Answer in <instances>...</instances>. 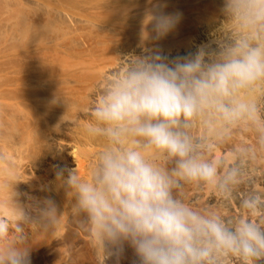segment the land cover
<instances>
[{
	"label": "rangeland",
	"instance_id": "1",
	"mask_svg": "<svg viewBox=\"0 0 264 264\" xmlns=\"http://www.w3.org/2000/svg\"><path fill=\"white\" fill-rule=\"evenodd\" d=\"M223 4L224 0H0V177L5 168L15 170L13 176L8 172L12 179L8 174L0 179V218L12 227L21 215L28 218L24 236L30 264H60L65 250L69 264H98L99 252L81 226L83 217L72 215L75 199L63 182L74 169L87 177L105 148L103 140L87 132L92 109L108 81L137 57L159 55L175 61L201 48L212 55L246 34L240 21L223 11ZM160 13L177 19L163 37H157L150 19ZM235 99L255 105L257 98L248 88ZM258 122L256 112L231 124L208 113L194 120L189 133L196 146L199 138H213L220 156L228 146L262 144L264 132ZM201 153L217 163L215 155ZM154 158L162 167L174 166ZM193 186L184 184L174 195L209 214L192 203ZM49 202L62 215L56 226L64 227V232L58 230L63 233L61 244H53L61 250L54 249L51 257L46 251L52 249L59 227L48 226L42 216ZM114 256L107 264H129L136 255L125 244Z\"/></svg>",
	"mask_w": 264,
	"mask_h": 264
},
{
	"label": "clouds",
	"instance_id": "2",
	"mask_svg": "<svg viewBox=\"0 0 264 264\" xmlns=\"http://www.w3.org/2000/svg\"><path fill=\"white\" fill-rule=\"evenodd\" d=\"M223 11L240 21L246 34L223 52L167 61L159 55L137 57L108 81L92 109L89 135L105 142L87 177L77 169L63 181L75 199L72 211L104 260L129 245L139 264H258L264 260V223L241 218L226 222L178 199L184 184L227 194L235 177L221 176L219 163L205 159L189 129L205 114L226 124L256 111L237 102L238 94L264 82V0H224ZM157 37L177 19L150 17ZM154 157L174 164L162 167ZM62 175V174H60ZM59 178V177H58ZM243 207L255 214V205ZM47 225L60 216L51 202L42 210ZM23 214L12 227L0 218V264H30Z\"/></svg>",
	"mask_w": 264,
	"mask_h": 264
},
{
	"label": "bare ground",
	"instance_id": "3",
	"mask_svg": "<svg viewBox=\"0 0 264 264\" xmlns=\"http://www.w3.org/2000/svg\"><path fill=\"white\" fill-rule=\"evenodd\" d=\"M249 89L252 90L253 93L256 95L257 99H256L255 105H254L255 109H256L255 112L257 114V120L259 121L258 123L261 125V128L264 132V82H257L256 84L250 86ZM262 140H263L262 144L255 141L251 145L239 143L236 145V147L228 146L227 149H225V151L223 152V154L218 156L219 148L216 146L217 143L213 138H208V139L199 138L197 148L200 150V152H204V153L207 152V153H210L211 155H215L217 157L216 162L219 163V165H220L219 172H220L221 176H223L224 173L230 169H234L236 172H235V177H234L232 183L229 185V191L226 195L218 193L217 191L212 190V189L205 187V186L194 185L193 186L194 188L192 189V192H191L192 203L197 204L198 206H200L201 208H203L205 211H207L209 213L219 214L226 222L235 223L236 221H238L241 218H250V219L255 220L256 222L264 223V139H262ZM237 148H239V149H237ZM230 150L232 152H235L234 157L228 156V152ZM5 155H7V154H5ZM8 156H9V154H8ZM9 158H11V156ZM208 160L213 162L212 158H208ZM6 169L7 168H5V170L3 171L4 174L2 176L3 177H6V176L10 177L11 175L13 176L15 170L14 171H12V170L6 171ZM2 170L3 169L0 170V173H2ZM10 171L13 172L11 175H9V173H8ZM17 171H19V170H17ZM5 174H8V175L5 176ZM0 176H1V174H0ZM12 176L10 177V179L13 178ZM3 177H0V179ZM15 177H16V175H15ZM10 179L9 180L6 179L5 181L8 182V181H10ZM2 180H0V182ZM2 183H4V182H1V185L3 186L4 184H2ZM17 185H18V183H17ZM9 186H11V185H9ZM13 186H15V185H13ZM6 187H8V186H6ZM8 188H11V187H8ZM3 191H5V190H3ZM15 191H14V193H16V195H18V192L20 195V191H18V190L16 192ZM6 192H8V191L6 190ZM7 194H9V193H7ZM7 197L10 198V196H7ZM14 199H12V197H11V199H9V200H11V202H12ZM246 201L251 202L255 205V214L254 215L250 214L249 210L243 207V204ZM16 202H14V203H16ZM21 203L22 202L19 203V206L21 205ZM15 205H17V204H15ZM19 206H17L18 210L22 208V206H20V208H19ZM70 212H71V210H70ZM72 215H74V214H72ZM32 220L30 219V222H32ZM60 222H61V220H60ZM56 227L57 228L59 227V228L56 230L57 233L55 235V238L53 236V240H52L55 243L54 242L52 243V246H51L52 249L48 248L47 249L48 251H46V254L50 257L53 255L52 253H54L53 252L54 249L56 250L55 245L53 246V244H59V243L61 244L60 241L62 240L61 236L63 235V233L60 232L62 230V229H60L61 223H60V226L58 225ZM59 229H60V231H58ZM63 230H64V227H63ZM63 230H62V232H64ZM26 238H27V236H26ZM74 248H75V251L78 250V246L75 245ZM57 250H59V247ZM68 252L66 250L62 251V260L60 261V264H69L70 263ZM114 257H115L114 255L109 256L107 259L104 260V264H107L110 261H112L114 259ZM102 260H103V256H102V254L99 253L98 264H102ZM129 264H139L138 257L135 256V259L132 262H130ZM228 264H239V261L236 260L235 258H232L228 262ZM258 264H264V260L259 261Z\"/></svg>",
	"mask_w": 264,
	"mask_h": 264
}]
</instances>
